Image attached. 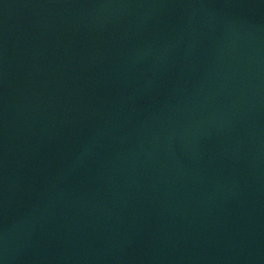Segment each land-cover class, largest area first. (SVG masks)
I'll return each instance as SVG.
<instances>
[{
  "label": "water",
  "instance_id": "1",
  "mask_svg": "<svg viewBox=\"0 0 264 264\" xmlns=\"http://www.w3.org/2000/svg\"><path fill=\"white\" fill-rule=\"evenodd\" d=\"M0 264H264V0H0Z\"/></svg>",
  "mask_w": 264,
  "mask_h": 264
}]
</instances>
